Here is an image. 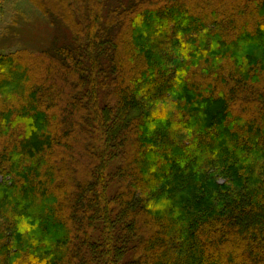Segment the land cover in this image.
<instances>
[{
	"label": "trees",
	"instance_id": "1",
	"mask_svg": "<svg viewBox=\"0 0 264 264\" xmlns=\"http://www.w3.org/2000/svg\"><path fill=\"white\" fill-rule=\"evenodd\" d=\"M50 1L67 44L0 56V264H264V0Z\"/></svg>",
	"mask_w": 264,
	"mask_h": 264
},
{
	"label": "rangeland",
	"instance_id": "2",
	"mask_svg": "<svg viewBox=\"0 0 264 264\" xmlns=\"http://www.w3.org/2000/svg\"><path fill=\"white\" fill-rule=\"evenodd\" d=\"M69 35L67 27L55 16L45 15L35 0H0V56L19 51L38 60V52L57 50L67 44ZM0 181H4L1 176Z\"/></svg>",
	"mask_w": 264,
	"mask_h": 264
}]
</instances>
